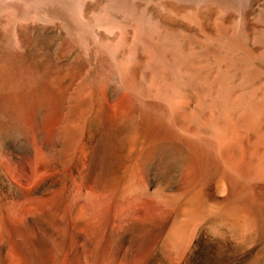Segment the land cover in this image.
I'll use <instances>...</instances> for the list:
<instances>
[{
  "label": "rangeland",
  "instance_id": "374dc122",
  "mask_svg": "<svg viewBox=\"0 0 264 264\" xmlns=\"http://www.w3.org/2000/svg\"><path fill=\"white\" fill-rule=\"evenodd\" d=\"M238 1L83 0L79 21L58 5L43 9L49 13L47 21L25 16L17 2L18 12L3 9L0 101L4 91L13 89V75L26 70L31 76L25 92L29 98L24 94L27 107L23 104L19 111L22 124L12 120L9 108H0V128L5 130L0 129V156H60L62 141L71 139L79 142L82 155H90V141L101 136L93 109L97 98L104 96L114 111L121 109L118 122L109 128L114 156H124L127 169L140 177L144 174L142 179L148 183L150 174L153 183L163 187L172 179L174 187L168 193L174 192L176 201L170 208L165 205L167 209L176 210L177 205H188L199 196L190 207L200 212L207 229L225 225L229 243L239 242L240 250L250 252L240 264H246L245 260L264 264V0ZM87 22L94 27L96 42L88 34ZM17 43L24 47L23 60L28 63L23 66L17 60L10 67L6 51ZM35 97L42 99L44 110ZM68 116L77 119L78 126L61 139ZM19 130L22 139L16 136ZM4 132L10 137L12 133L21 149L24 139L31 150L23 148L13 155L1 144ZM124 185L128 183L122 177L117 186ZM248 214L254 216V222L250 217L249 221L255 229L247 226L248 220V224L241 221ZM178 221L175 227L183 232L193 231L199 220ZM248 227L252 235L246 233Z\"/></svg>",
  "mask_w": 264,
  "mask_h": 264
},
{
  "label": "bare ground",
  "instance_id": "6f19581e",
  "mask_svg": "<svg viewBox=\"0 0 264 264\" xmlns=\"http://www.w3.org/2000/svg\"><path fill=\"white\" fill-rule=\"evenodd\" d=\"M81 1L83 0H0V11L3 9L11 11H13V9L16 10L17 7L14 3L17 2L23 6L25 16H29L36 20L47 21L49 19V13L44 12L43 9L46 6L58 5L61 9H66L68 14H72L73 17H76L78 19L77 21H79V19L83 18H81L82 14H80L82 13L80 12ZM236 1L239 2L238 0ZM16 11L18 12V10ZM22 12L23 11H21V13ZM82 27L81 29L84 30V27ZM86 27L89 32L87 33L96 42L94 27L88 24V22ZM143 33L145 32L143 31ZM17 45L18 43L16 47H12L6 51L8 57L7 63L10 67H12L17 60V63L21 61L23 66L24 63L27 62L23 60L25 59L23 52L24 47L22 48ZM20 45L22 46V44ZM22 68H20L21 71ZM28 73L29 71L26 73L25 70V73H21L18 76L13 75V89L11 91H4L5 98H3V94L2 102L0 101V108H9L13 113L9 111V114L14 118L12 120H17L20 124H22L21 122L23 121L21 117L22 114L19 113V111L21 112L24 101L27 102L29 98L26 97L25 93L28 91L26 85L30 86L28 83H30L31 75ZM24 94L27 99L24 97ZM87 96H89V94ZM18 97L20 99H18ZM38 99L36 100L38 101ZM89 99L90 98H87L85 100L89 102ZM40 100L42 102V107L40 105ZM96 102V106L94 105L95 109H93V121H95L100 128L101 136L93 142L90 141L93 144V151H91L90 155H82V145L80 146V150L78 148L79 142L75 139H71L69 141H62L63 147L61 152H59L60 156H0V264H240L242 258L246 255L248 256L250 252L248 253L247 250H240L243 246L239 248V242L233 245L229 243V232L224 234V231L229 230L227 226V230L224 227L225 225L221 224L218 227H212L211 230L207 229V226L201 221L200 212L190 207L193 201L199 196H194L195 199L191 197L193 200L192 202L189 200L190 198H187L186 202H188V200L191 202L188 204L189 206L182 204L177 205L176 210L167 209L165 205H168L170 208L176 201L173 195L175 193L173 192L172 196L168 193L174 187L172 184L173 180L171 179V183H169L167 187H163L159 182L153 183V175L150 174L151 183H148L149 180H144L146 184L143 181L144 178L142 179L144 174H140V177L134 169H127V160L125 161L126 158L124 156H114L111 151L112 141L109 128L113 122H118L117 112L118 114L121 113V109H119V111H114L108 105L104 96H99ZM38 104L42 109L44 104L42 99H39ZM84 106L86 107V105ZM42 110L40 112H42ZM23 115L25 116V114ZM52 115V118L55 117L54 114ZM251 117L249 118L252 119ZM60 119L59 122L61 123L62 121H60ZM52 120L53 119H51V121ZM76 121L70 116L66 118L65 126L62 131L63 138L61 139H64L65 135L76 130L78 126V122L76 123ZM82 125L83 124L80 125L79 123V126ZM18 127L20 126L18 125ZM79 129L76 131V134L79 132ZM3 130L4 129L1 131L3 132ZM184 130L185 129H183V131ZM6 133L1 138V144L13 155L20 154L23 148L28 151L31 150L24 139L21 144V149L20 146L18 147L17 143L14 142L15 140L12 138V133L11 137ZM16 136L22 139L20 130ZM220 137L221 136H219V138ZM72 153L75 155H70ZM167 160L171 161L168 162L171 165L172 159L168 158ZM158 162L160 163V161ZM158 162L156 163L159 164ZM142 163H140L141 166ZM140 164L138 163L136 166ZM153 165L156 166V164ZM143 167H141V171H143L146 166ZM171 168H174L173 164ZM154 170L155 169H153V171ZM144 172H146V170ZM150 172L152 173V171ZM121 173L122 175L126 173V175L122 176ZM122 177L123 179L126 178V184L128 183V185L118 187L117 185L120 183ZM169 177L173 178L174 176ZM156 178L157 177H155V179ZM19 180H21L22 183ZM120 185H122V183ZM234 196L236 198V195ZM181 199L180 197V199L177 200L181 201ZM206 201L208 202V200ZM223 201L225 202L223 203ZM223 201L222 204L225 205L226 200ZM222 204L221 208L223 206ZM229 204L230 203H228V205ZM205 205L207 207V204L204 203L203 206ZM215 207H212V211L210 210L211 214H213L212 212ZM229 207L232 206L229 205ZM199 208L201 210V204ZM206 210L202 212L205 213L207 212ZM215 212H219V208L216 209ZM232 212L234 214L236 211L233 210ZM233 214L232 216L235 215ZM245 217H243L244 220L241 219V221L247 222V220L249 221V219L254 216L250 217L248 214V219H245ZM179 218H183L186 221H191L192 219L193 221L195 220V222L196 219L199 221L196 222L193 231L185 230L181 232L175 227L177 223H174L175 221L177 222ZM215 219L218 220L217 218ZM223 220L221 222H223ZM252 221L254 222V219ZM252 221H249L250 224L247 222L248 225L246 222L245 224L247 226L252 224V228L249 227L255 229L253 223H251ZM236 222L240 221L236 220ZM186 224L187 222L184 224V227ZM237 224L238 228L240 225L243 226V223ZM237 224L235 223L234 225ZM184 227L183 229H185ZM249 227L246 233L249 232ZM232 229H234V227H232ZM250 232L251 233L248 234L252 235L253 232L251 230ZM233 235L235 236V234ZM238 236H240V233ZM238 236L235 237L238 239ZM241 238L244 239L243 236ZM242 239L238 241L241 242ZM234 240H236V238ZM253 260L255 261V259ZM245 262L248 264V262L251 261L245 260Z\"/></svg>",
  "mask_w": 264,
  "mask_h": 264
}]
</instances>
